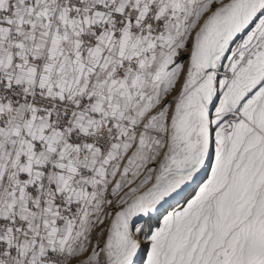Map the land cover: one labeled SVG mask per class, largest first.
I'll use <instances>...</instances> for the list:
<instances>
[{
    "label": "snow or ice",
    "instance_id": "obj_1",
    "mask_svg": "<svg viewBox=\"0 0 264 264\" xmlns=\"http://www.w3.org/2000/svg\"><path fill=\"white\" fill-rule=\"evenodd\" d=\"M0 264H264V0H0Z\"/></svg>",
    "mask_w": 264,
    "mask_h": 264
}]
</instances>
